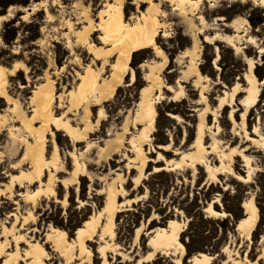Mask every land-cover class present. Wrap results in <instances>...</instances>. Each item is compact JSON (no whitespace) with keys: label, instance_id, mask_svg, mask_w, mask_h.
I'll list each match as a JSON object with an SVG mask.
<instances>
[{"label":"rangeland","instance_id":"obj_1","mask_svg":"<svg viewBox=\"0 0 264 264\" xmlns=\"http://www.w3.org/2000/svg\"><path fill=\"white\" fill-rule=\"evenodd\" d=\"M119 1L131 24L147 9L134 0H29L1 15L0 114L7 120L0 127V245L13 251L24 242V254L41 244L42 264H189L193 255L181 254L174 235L159 234L173 221L182 245L190 237L193 249L208 252L204 264H264V77L254 74L264 71V55L257 53L264 48V8L202 3L196 13L206 26L202 36L196 34L193 57L183 53L192 45L188 23L197 25L196 15H180L160 1L155 44L162 55L145 48L130 58L112 92L105 86L116 52L106 24L108 6ZM234 18L245 20L238 33L227 27ZM13 28L17 35L7 45L2 34ZM216 33L235 35L234 49L203 42L204 34ZM83 78L89 83L82 87ZM140 87L148 97L143 104L155 102L152 127L137 118ZM35 92L45 95L46 111L71 131H42L44 154L56 146L57 165L28 182L16 177L34 172L20 140L29 144L35 137L16 118L41 126L32 120ZM240 202L257 210L250 236L218 230L212 221L231 222L229 213L243 218ZM201 213L206 222L197 220ZM82 217L88 222L82 241L55 226L70 229ZM49 233L67 242L63 252L46 242ZM152 239L156 250L147 246Z\"/></svg>","mask_w":264,"mask_h":264},{"label":"bare ground","instance_id":"obj_2","mask_svg":"<svg viewBox=\"0 0 264 264\" xmlns=\"http://www.w3.org/2000/svg\"><path fill=\"white\" fill-rule=\"evenodd\" d=\"M157 1V3H154ZM164 2L167 4L170 9L180 15H196V24L192 22L188 23V36L191 39L192 45L189 49H186L183 54L196 56L198 50V44L196 39V34L202 36V31L205 30L206 21L202 15L196 13L197 9L202 5V3H215L216 1H228V2H239V3H252L253 5L263 7L264 8V0H134L135 4H145L147 9L141 14L140 21L131 24L128 21L123 20L122 14V1H119L112 7V14L108 16L107 24L108 33L113 35L114 42V51L116 52V59L111 65L112 71V80L105 86L107 90L113 92L114 88L117 85L118 80L121 79L125 71H127L128 63L130 61L131 55L137 51L144 50L145 48H151L157 55H162V52L155 44V38L157 36L158 30L161 28L162 23L160 22V17L163 15V11L159 6V2ZM211 6V5H210ZM2 16H0V19ZM222 20L221 18L217 19V21ZM245 20H238L237 18L232 19L227 27L231 29L234 33H238L241 29V26ZM237 41V37L235 35H222V34H214L212 36L204 34L203 42L207 44H212V42H222L225 43L229 48L234 49L235 43ZM252 43L251 40L248 41ZM258 54L264 55V48H259L257 50ZM165 62V59L163 60ZM196 64L193 63L191 67L196 68ZM4 68L0 67V80L3 76ZM253 64H249V77L251 79L254 78V74L252 72ZM130 78H134V73H130ZM82 87L83 84L89 83L88 78H83L81 80ZM95 85V84H94ZM1 87V81H0ZM1 90V89H0ZM100 95L103 92L104 88L101 86L97 87ZM168 90V89H166ZM246 94V92H243ZM1 94V91H0ZM2 97V96H0ZM148 100L144 93V89H141L138 93L137 100H139L140 110L138 112V121L146 122L148 126L152 127L155 118L154 106L155 102L150 100V103L143 104ZM45 95L40 92H35L33 95V102L35 103V109L33 110L32 120L34 122H39L41 126L39 128H33L30 124L25 123L24 117L18 116L17 122L23 124L29 133L33 134L35 137L34 143H27L25 139H21L20 142L24 147L23 150V159L27 160L32 164L33 174L25 176L24 174H19L16 177L18 179H25L28 182H33L34 179H38L41 176L42 170L49 166H56L58 160V153L56 146L52 147V151L50 156L46 158L44 154V141L42 131H46L48 128L53 127L57 131H63L66 136H69L71 131V127L67 122H63L60 117H56L52 115L51 112L46 111V105L44 104ZM246 102V100L244 101ZM256 102V98L253 97L251 99L250 104L253 105ZM249 105L240 104V107L245 108V111L248 110ZM148 108V109H147ZM149 111V112H148ZM150 113V114H149ZM236 115V114H235ZM235 115H231V119L234 120ZM245 114H241V120H243ZM7 118L0 114V127L3 123H5ZM250 141V140H247ZM168 155L163 146L158 148ZM162 162V160H160ZM162 169H154V172H159ZM164 171V170H163ZM237 181L240 182V178H236ZM211 207V206H210ZM242 209L244 211L243 218L237 223L235 231H241L246 236H250L253 226L257 221V210L252 203L244 202L242 204ZM104 211V208H103ZM113 217V214L111 215ZM88 222H85L82 228L76 230L75 235L76 238L82 241V237L86 234V230L88 229ZM173 221H170L165 229L159 230V234L162 235H174V245L183 255L185 253V249L183 245L179 242V234L180 232L173 231ZM58 234L65 236L63 231H57ZM46 242L51 244L53 250L63 252L67 247V242L58 241L53 233H49L46 236ZM25 244L24 242H22ZM22 243H18L16 249L13 251H9L5 245H0V259H2L1 264H18V262L29 261L27 264H42V259H45L46 252L41 244H35L30 250L26 251L24 254L19 252V245ZM26 245V244H25ZM152 250H156L158 248L157 242L152 239L147 243ZM211 257L207 256L204 253H197L191 257L189 260V264H204V261L210 260Z\"/></svg>","mask_w":264,"mask_h":264},{"label":"trees","instance_id":"obj_3","mask_svg":"<svg viewBox=\"0 0 264 264\" xmlns=\"http://www.w3.org/2000/svg\"><path fill=\"white\" fill-rule=\"evenodd\" d=\"M29 3V0H0V16L4 14V11H6L10 6H13V5H21V6H26L28 5ZM17 35V32L16 30L13 28V29H9L8 31H5L4 34H2V40L5 42V44L9 45L11 44V41L16 37ZM142 51V50H140ZM140 51H137L135 53L132 54V59L140 53ZM142 63L141 62H138L136 64V66L134 67V70H135V73L137 74L138 71H139V65ZM254 74L256 75V77L259 79V80H262V78L264 77V71H261V72H258L257 68L254 70ZM141 90V87L138 88V92ZM242 203L240 202L239 203V212L241 213V216H242V213H243V209H242ZM260 206V205H259ZM261 208V207H260ZM216 209V208H215ZM230 216L232 217V221L230 222L228 219H224V220H214L212 221L215 226L217 227V229H221L223 232L227 233L228 229L231 228V230H235L236 228V225L237 223L241 220V217L238 218L233 216V214L229 213ZM86 220V217L85 218H81L80 222L76 225H74L72 228L70 229H64L61 225L59 224H56L54 223L55 226H60L61 229H63L66 233H71V232H76L77 229L80 228V225L85 222ZM197 220H200L201 222H206L207 221V218H205V216L201 213L199 214L198 216V219ZM192 220L189 222V226L191 224ZM184 235V234H182ZM185 237V236H184ZM186 238V237H185ZM220 239V238H219ZM191 238L190 237H187L186 241H184L183 239V245L185 247V251H186V255L187 256H192V255H195L197 253H208L205 251V249H203L202 247H199V248H194L191 246ZM218 253L221 252V245H219L217 247V251Z\"/></svg>","mask_w":264,"mask_h":264},{"label":"water","instance_id":"obj_4","mask_svg":"<svg viewBox=\"0 0 264 264\" xmlns=\"http://www.w3.org/2000/svg\"><path fill=\"white\" fill-rule=\"evenodd\" d=\"M184 247V246H183ZM185 249V248H184Z\"/></svg>","mask_w":264,"mask_h":264}]
</instances>
